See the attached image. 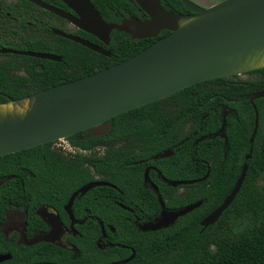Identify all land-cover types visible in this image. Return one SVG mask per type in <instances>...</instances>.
<instances>
[{
  "label": "trees",
  "instance_id": "16d2710c",
  "mask_svg": "<svg viewBox=\"0 0 264 264\" xmlns=\"http://www.w3.org/2000/svg\"><path fill=\"white\" fill-rule=\"evenodd\" d=\"M52 4L53 0H45ZM56 1V0H55ZM101 13L121 11L125 0H92ZM163 7L173 13L186 14L190 10L179 0H160ZM0 48L18 51L50 53L62 58L61 62L37 59L14 54H0V103L23 98L33 92L92 74L115 65L144 50L168 31L157 38L132 40L126 33L113 30L106 47L110 57L99 55L68 39L50 32V18L54 15L40 9L26 0L9 4L0 0ZM132 13L133 10L130 9ZM128 11V10H127ZM40 28V29H39ZM43 32L37 38L30 32ZM93 43L97 39L87 37ZM43 40V41H42ZM44 40H47L44 42ZM254 80H236L235 77L217 78L187 87L163 100L155 101L109 120V131L100 137H88L85 131L67 138L74 146L113 144L111 149L99 157L79 155L74 161L79 173H85L87 162L98 172L110 174L111 181L122 190L125 171L121 143L125 135L134 136L144 149V157L174 148L175 171L184 173L185 161L179 160L189 152L192 158V178L209 174L206 181L193 185L190 195L177 198L176 207L197 202L201 205L179 217L172 225L157 231L141 232L127 225L128 212L112 206L111 220L114 228L110 234L113 248L106 252L96 250L95 240L99 230L87 233L81 231V240L97 252L88 260L82 250L78 257L71 259L69 252L47 247L2 245L0 254H10L11 259L0 264H109L134 250V258L126 264H264V145L262 144L261 119L264 115V98L234 102L230 105L239 119V143L237 166L244 161L248 148L252 147L251 158L243 184L229 207L213 225L202 229L200 222L229 193L234 180L222 176L218 165V138L213 137L220 127V113L227 100L242 99L250 94L264 91V68L251 71ZM259 117V127L252 144L248 138L253 130L254 109ZM171 107L172 110H167ZM177 146V144H179ZM53 142L22 150L0 157V216L10 209L29 207L34 209L43 204L46 188L42 187L43 175H57L62 172L61 154L52 149ZM135 158H137L135 156ZM204 161V162H202ZM137 174V172H135ZM132 171L131 176H135ZM51 182V180H50ZM207 188H200L204 184ZM33 184V186H31ZM197 187L198 189H195ZM113 199H119L114 192ZM124 196V195H123ZM122 196V197H123ZM115 197V198H114ZM139 198H134L137 200ZM132 200V199H130ZM97 208L96 215L103 219ZM103 212L105 207H102ZM83 243L81 244V246ZM79 247V246H78Z\"/></svg>",
  "mask_w": 264,
  "mask_h": 264
},
{
  "label": "water",
  "instance_id": "95a60500",
  "mask_svg": "<svg viewBox=\"0 0 264 264\" xmlns=\"http://www.w3.org/2000/svg\"><path fill=\"white\" fill-rule=\"evenodd\" d=\"M39 8L68 20L94 35L107 46L112 30L127 32L133 40L163 36L139 53L100 71L43 89L20 99L0 103V157L39 145L66 139L87 131L89 137L104 135L113 117L146 104L164 99L197 83L245 74L264 68V0H222L200 7L180 0L191 14L166 10L159 0H135L148 19L106 23L88 0H62L78 14L74 17L41 0H26ZM54 35L110 57L109 50L84 39L53 29ZM0 54H14L61 62V57L48 54L0 48ZM264 98V91L244 99L253 103ZM27 103L24 111L15 108ZM11 105L12 108L6 106ZM257 129L255 128L251 141ZM251 152V149H250ZM250 155L246 156L248 159ZM247 170L241 174L231 193L209 213L200 226L205 229L218 221L238 194ZM103 183H95L84 190ZM201 202L176 212L162 211L155 222L142 231L167 228L179 217L198 208ZM52 234L26 243L27 246L52 240ZM134 254L125 259L128 263ZM11 258L0 255V263Z\"/></svg>",
  "mask_w": 264,
  "mask_h": 264
},
{
  "label": "flooded vegetation",
  "instance_id": "af4514ba",
  "mask_svg": "<svg viewBox=\"0 0 264 264\" xmlns=\"http://www.w3.org/2000/svg\"><path fill=\"white\" fill-rule=\"evenodd\" d=\"M41 1L49 4L45 0ZM88 1L92 4V6L106 23L121 24L124 20H128L130 18H135L139 21L148 19V16L143 12V10L135 2V0H125V2L121 4L123 8L120 12H111L110 10H108L103 13H101V11L96 7L92 0ZM52 2L53 3L49 5L54 6L74 17H78V14L68 8L62 0H53ZM7 3L15 4L16 0H10ZM129 6L130 9L133 10L132 13L129 12ZM191 13L192 12L190 11L186 14ZM50 23L51 25L49 29L51 33L53 29H57L72 36L84 39L94 45L103 47L105 49L109 45L108 44L107 46H105L94 35L78 28L68 20L60 18L56 15H54L53 18H50ZM64 25L70 26L72 30H67ZM123 33L128 34L127 32ZM33 34L37 38H42L43 32L35 29V31L30 32V35ZM167 34H169V32ZM87 37L97 39L100 43H102L103 46L93 43ZM45 41L47 40H44V42ZM237 76L239 75L230 77H235L236 80H241L237 79ZM36 92H33L31 94H34ZM242 101L248 100L237 99L227 100L224 102L220 113L219 130L213 135V137L218 138L219 149L217 158L222 176L224 177L225 175H227L228 179L234 180V183L227 196L231 193L235 183L237 182L241 174L243 165H247L246 161L251 158L252 154V147L250 146L248 148V152L243 157V163L239 167L237 166V150L241 147L239 143V119L238 116H236L234 110H231L230 105L234 102ZM250 104L252 105L253 103ZM253 109V130L248 138V142L250 144H252L259 127L258 113L254 106ZM167 110H172V108L168 107ZM256 114L257 129L253 140L251 141L252 134L255 128ZM261 131V141L264 145V115L261 119ZM85 132L87 134V131ZM132 138H134V136L125 135V137L123 138L124 140L121 143L122 156L125 163V171L121 182L123 188L122 190L119 189V186L116 183H113L111 181L110 174H103L101 172H98L95 166L86 162L83 165V170L85 171V173H79L76 172L77 167L74 165V161L78 158L77 156L90 155L93 157H99L106 153L107 149H111L113 144L110 143L105 145H91L89 147L80 145L74 146L67 140V138L58 140L63 143L59 144L58 146H54V144L58 141L53 142L52 149H56L62 156L60 159L62 172L57 175L42 176V187L47 189V193L43 198V204L34 209H31L28 206L10 209L3 215V217L0 216V244L10 246H27L26 243L32 241L33 239L52 234V240L42 241L36 244H44L47 247H55L65 250L69 252L71 259L74 257H78L80 251L82 250L83 254L85 256H88L89 260L90 258H92L91 256L95 255V253L97 252L96 250L106 252L108 249H111L114 246L109 240V235L114 233L115 228L108 222L112 219L111 210L113 205L119 209L124 210L125 212H128L130 216L125 217L127 225H130L132 228H135L136 230L141 232H147L142 231L141 227L146 223L155 222L157 219H159L162 211L176 212L186 207H176L175 205L177 203V198L190 195L193 190L194 184L206 181L209 174V166H207V173L204 176L194 179L192 178V158L190 157L189 152H186L184 157H182L181 153V157L179 158V160L185 161V169L184 173L182 172V170L181 172L176 173L175 167L173 166L175 162L168 159L174 155L175 150L173 147L171 149H165L164 151L150 157H144L145 154L143 152L144 149L142 147V144L139 142H133ZM178 145H180V143L177 144V146ZM247 155H250L248 159H246ZM135 156L137 158H135ZM132 170L134 173L137 172V174L135 173L136 175L131 176L132 178H130L129 172ZM95 183L103 184L90 187L82 192L83 189ZM31 186H33V184H31ZM207 187L208 185L205 183L200 188L204 189ZM195 189L198 188L195 187ZM112 192H114L116 196L119 195V199L114 200ZM134 198L139 199L134 200ZM98 207L101 208V210L99 211L100 213H102V215L103 213L106 214L107 212L110 214L103 215V219H101V217L96 215ZM102 207H105L104 212L102 210ZM96 229L99 230V237L94 242V247L96 249L95 250L90 248L84 240H81V231H85L87 233L88 231H95ZM82 243L83 245L81 246ZM116 246L119 248L127 249L129 254L124 257L117 255L116 257L118 259L109 264H124L123 261L134 254V250L118 244H116Z\"/></svg>",
  "mask_w": 264,
  "mask_h": 264
},
{
  "label": "rangeland",
  "instance_id": "374dc122",
  "mask_svg": "<svg viewBox=\"0 0 264 264\" xmlns=\"http://www.w3.org/2000/svg\"><path fill=\"white\" fill-rule=\"evenodd\" d=\"M6 2H9L10 0H5ZM191 2L201 6V7H208L210 5H213L217 2H220L222 0H190ZM64 27L67 29V30H72L70 26L68 25H64ZM3 57L0 56V60H2ZM257 76L256 75H248V74H243V75H239L237 76V79H241V80H254L256 79ZM59 144H63L62 142L58 141L54 144V146H58Z\"/></svg>",
  "mask_w": 264,
  "mask_h": 264
},
{
  "label": "bare ground",
  "instance_id": "6f19581e",
  "mask_svg": "<svg viewBox=\"0 0 264 264\" xmlns=\"http://www.w3.org/2000/svg\"><path fill=\"white\" fill-rule=\"evenodd\" d=\"M8 109L9 108H12V106L11 105H9V106H6ZM27 108V103L25 102L21 107H16L15 109L16 110H18V111H24L25 109Z\"/></svg>",
  "mask_w": 264,
  "mask_h": 264
}]
</instances>
